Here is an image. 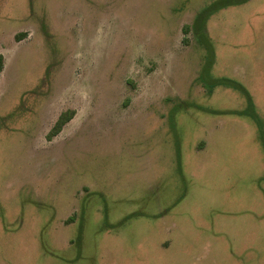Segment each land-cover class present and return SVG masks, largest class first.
Masks as SVG:
<instances>
[{
    "label": "rangeland",
    "instance_id": "374dc122",
    "mask_svg": "<svg viewBox=\"0 0 264 264\" xmlns=\"http://www.w3.org/2000/svg\"><path fill=\"white\" fill-rule=\"evenodd\" d=\"M213 1L0 0V264H264L259 131L183 33ZM205 34L264 122V0Z\"/></svg>",
    "mask_w": 264,
    "mask_h": 264
},
{
    "label": "trees",
    "instance_id": "16d2710c",
    "mask_svg": "<svg viewBox=\"0 0 264 264\" xmlns=\"http://www.w3.org/2000/svg\"><path fill=\"white\" fill-rule=\"evenodd\" d=\"M248 0H215L210 4L201 8L194 16L192 24L190 26L183 27V33L187 32V29L192 30L195 34L198 44L205 51L204 63L201 67L200 73L197 77V81L202 85L208 94L212 92L216 87H225L233 91L238 92L245 100V108L242 111H237L232 114L237 117H247L254 123L259 131V142L264 153V122L256 114L252 98L248 91L239 82L226 77H212L210 75V69L213 65L214 52L211 42L208 40L205 34L206 21L213 16L217 11L222 10L228 6L241 5ZM3 63L2 56H0V72L2 71ZM222 114V113H217ZM231 114V113H229ZM73 111L63 112L59 115L52 129L48 134V139L57 135L62 127L72 118ZM129 217H126L127 219Z\"/></svg>",
    "mask_w": 264,
    "mask_h": 264
}]
</instances>
